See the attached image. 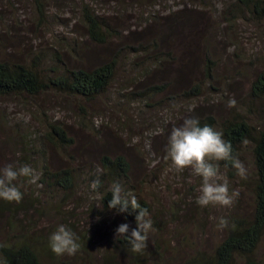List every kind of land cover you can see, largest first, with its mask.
Listing matches in <instances>:
<instances>
[{
  "label": "rangeland",
  "instance_id": "obj_1",
  "mask_svg": "<svg viewBox=\"0 0 264 264\" xmlns=\"http://www.w3.org/2000/svg\"><path fill=\"white\" fill-rule=\"evenodd\" d=\"M225 1L42 0L45 8H36L34 0H0V60L30 65L41 77L49 79L55 75L53 69L93 68L118 55L115 78L109 89L85 104L79 96L51 88L36 95L0 96V166L21 162L31 166L33 160L27 159L29 156L23 160L24 154L14 136H27V141L28 136H32V140L38 142L37 134L45 131L50 121H58L75 139L76 145L60 150L46 142L41 147L53 169L71 163L82 167L84 163L76 164L70 158L76 149L81 157L82 147L93 150L84 153L89 156L84 162L99 168L104 141L111 148L109 153H121L131 162L129 183L134 185L136 194L140 191L149 202L153 222L146 247L141 250L146 256L143 264H183L196 255L197 250L212 251L223 232L219 223L222 216L230 212L249 215L253 209L252 189L243 178L234 176L236 173L229 174L220 166L229 190L236 189L238 196L230 206L198 205L195 196L200 178L189 169L183 172L171 169L165 145L172 125L178 124L184 116H191L190 112L205 103L211 104L210 112L219 116L230 115L235 107L247 113L253 122L264 120V107L248 95L251 78L264 68V16L241 8H225ZM82 2L112 27L116 35L108 44L98 45L88 35L82 8H79ZM180 10L187 11L189 19L194 18L199 31L203 28L204 37L211 32L216 34L211 54L218 60L214 74L219 91L208 90V84H204L201 96L188 99L182 95L183 89L172 85L164 92L149 90V96L145 97L140 92L148 84L167 83L174 75V70L170 74L165 59H172L173 54L182 56L184 41L196 33L188 25L181 28L184 36H177L173 29L169 33L168 20L175 13L176 18H182ZM164 33L167 40L162 37ZM154 40H157L156 46ZM199 58L203 62L202 52ZM158 68L159 75L151 76L146 82L150 77L144 75ZM201 69H197L196 75H200ZM184 77L190 80L193 74L186 72ZM194 80L204 81L202 77ZM185 83L188 82L182 84ZM79 104L84 105V114L79 111ZM188 106H192L190 112ZM42 163L40 160L34 163L37 179ZM241 163L246 169L245 177L253 178L254 166L248 147ZM91 182L87 177L80 178L70 199L62 195L54 198L51 192L48 196L42 193V199L60 202L59 210L46 204V213L39 216L29 207L37 218L36 232L48 238L55 225L63 223L82 239L77 251L81 257L85 256L82 264H103L102 257L106 253L117 254L121 262L130 264L132 258H127L131 254L122 253L116 241L122 237H116L114 231L118 224L127 221L103 209L99 194L90 187ZM36 183H29L30 188ZM124 188L128 190L125 185ZM19 213L23 218L27 210ZM127 223L129 229L135 227ZM4 228L0 220V242L7 236ZM43 251L45 264H65L74 257L67 254L53 257ZM254 256L264 262V230Z\"/></svg>",
  "mask_w": 264,
  "mask_h": 264
},
{
  "label": "trees",
  "instance_id": "obj_2",
  "mask_svg": "<svg viewBox=\"0 0 264 264\" xmlns=\"http://www.w3.org/2000/svg\"><path fill=\"white\" fill-rule=\"evenodd\" d=\"M34 3L36 8H45L42 0H34ZM79 8H82V17L90 38L98 45L108 44L116 35L112 31V27L106 24L101 16L90 11L87 3L82 2ZM225 8H241L248 10L251 14L264 16V0H227L225 1ZM178 13L182 18H176L174 16L175 13L168 20L169 33L173 29L177 36H184L181 33V28L184 25L192 27L196 33L187 42L184 41L185 47L182 51V56L179 57L174 54L172 56L169 53L168 56H172V59H165L167 60V67L170 68V74L174 70V75H171L167 83L148 84L140 92L145 97L149 96L147 93L149 90L164 92L168 88L167 86L172 85H174V88L183 89L182 95L188 99L201 96L204 92V84H208V90L219 91V88L215 86L216 78L214 74L218 60L212 57L211 54L212 41L216 34L211 32L204 37L203 28L199 31L198 25L194 23V18L189 19L187 17V11L180 10ZM162 37L167 40L165 33ZM182 39L185 40V37ZM154 45H157V40H154ZM199 52L203 54V62L199 58ZM117 58L118 55L115 54L93 68L82 66H67L65 69L56 68L52 70L55 74L54 77L49 79L41 77L38 70L30 65L0 60V96L36 95L44 92L47 88H51L67 95L79 96L85 100H82L81 103L85 104L104 95L109 89L115 78ZM155 58L157 59V56ZM200 67L202 69L198 76L196 73ZM156 71H159V68L150 74L144 75L150 77L146 82L157 74L159 75V72ZM163 71L162 67L161 74ZM186 72L193 74L190 80L184 77ZM160 77L163 79V76L160 75ZM199 77H202L204 81L194 80V78ZM183 81L188 83L182 84ZM248 95L253 99H257L259 104L264 107V68L256 71L251 78ZM83 104L78 105L82 114L86 111ZM232 108L230 115L219 116L217 113L210 112L213 109L211 104L205 103L196 107L190 112V115L197 117L201 124L206 123L220 131L223 134V138L231 143L233 152L240 162L244 159L245 149L249 148L254 174L253 178L246 176L243 179L246 185L252 189L253 209L249 215L230 212L222 216L225 224L223 225L222 235L214 249L201 252L197 250V254L183 264H264V262L254 256L255 249L264 230V120L263 122H253L247 113L240 112L235 107ZM249 108L250 106L245 110ZM46 127L45 131L42 130V133L37 134V137H39L38 142L32 140V136H28V139L32 140V142L26 140L27 136H14V139L18 140L20 150L24 154L23 160H26L25 158L29 156L27 159L33 160V163H31L32 168L34 163L39 160L43 161V163L39 171V177L35 181L37 183L32 188H30L29 183L24 182V178L23 183L22 178L20 179L23 196L19 203L0 200V220L3 221L4 229L7 232L6 239L0 242V264H45L42 250L49 252L51 256L55 257V253L48 247L44 233L36 232L35 221L37 218L34 217V213L29 210V207L34 208L39 216L46 213L44 208L46 204L55 207V210L58 211L60 202L42 199L41 194L44 193L48 196V193L51 192L54 194V198H59L58 196L62 195V197L70 199L78 187L79 179L83 176L90 179V181H99L98 186L92 191L99 194V202L103 209L118 214L125 221L135 224L134 213L130 214L127 211L118 212L114 208L110 209L107 207L110 194H106V192L113 181H118L123 191L135 195L137 201L148 210V213L151 210L149 202L140 195L141 192L139 191L136 194L134 185L129 183L132 176L131 162L121 153H109L111 148L106 143L107 141H104L105 144L98 159L100 169L96 165L93 168L91 163L87 164L84 162L89 157L84 155V153L88 150L91 153L93 151L89 147H82L80 150L81 157L77 153V149L70 156V158L74 159V163H84V165L81 164L82 167L71 163L53 169L49 165V159L41 147L48 142L53 148L64 150L68 147L75 148L76 142L73 137L67 134L65 128L58 121H50ZM94 145L98 146V143H94ZM44 161L46 164H44ZM216 163L218 168L221 166L227 169L229 174L235 173V170L230 165L225 166L224 161ZM124 185L128 190L124 188ZM26 210L27 215H23V218H21L19 212ZM116 241L123 254L130 252L131 257L127 259L131 260L132 258L131 263H144L146 260L145 252H131L123 238H116ZM42 242H45V245ZM79 243L81 247L83 243L81 238H79ZM73 255L74 257H71L73 260H67L65 264H82L84 262V255L81 257L78 252ZM102 260L103 264H124V262L119 260L118 255L114 253H106Z\"/></svg>",
  "mask_w": 264,
  "mask_h": 264
},
{
  "label": "clouds",
  "instance_id": "obj_3",
  "mask_svg": "<svg viewBox=\"0 0 264 264\" xmlns=\"http://www.w3.org/2000/svg\"><path fill=\"white\" fill-rule=\"evenodd\" d=\"M187 110L190 112L192 106H188ZM165 150L171 169L177 172L189 169L192 175L200 178L195 196L198 205L230 206L238 196L236 189L229 190L227 178L220 172L216 162L224 161L225 166L230 165L241 178L245 177L246 169L234 154L231 143L223 138L220 131L206 123L201 124L195 116H184L168 132ZM16 155L19 156V153ZM20 178H24L25 183H34L37 174L30 165L22 162L0 166V200L21 201L23 192L18 183ZM98 184L99 181H92L90 187L95 189ZM106 194H110L108 208L134 213L135 227L129 229L128 223L122 222L114 231L116 237H122L127 242L131 252H140L146 247L148 233L153 229L148 210L137 201L135 195L123 191L118 181L109 185ZM219 223L223 226L225 220L221 218ZM47 244L57 255H73L80 248L79 237L63 223L55 225L48 235Z\"/></svg>",
  "mask_w": 264,
  "mask_h": 264
}]
</instances>
